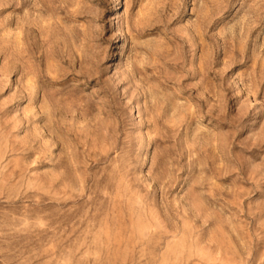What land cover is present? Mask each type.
<instances>
[{
  "label": "rangeland",
  "instance_id": "rangeland-1",
  "mask_svg": "<svg viewBox=\"0 0 264 264\" xmlns=\"http://www.w3.org/2000/svg\"><path fill=\"white\" fill-rule=\"evenodd\" d=\"M0 264H264V0H0Z\"/></svg>",
  "mask_w": 264,
  "mask_h": 264
}]
</instances>
